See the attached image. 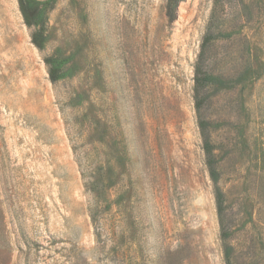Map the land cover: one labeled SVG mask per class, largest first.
Here are the masks:
<instances>
[{"label":"rangeland","instance_id":"1","mask_svg":"<svg viewBox=\"0 0 264 264\" xmlns=\"http://www.w3.org/2000/svg\"><path fill=\"white\" fill-rule=\"evenodd\" d=\"M27 1L42 50L0 0V264H264V0Z\"/></svg>","mask_w":264,"mask_h":264},{"label":"trees","instance_id":"2","mask_svg":"<svg viewBox=\"0 0 264 264\" xmlns=\"http://www.w3.org/2000/svg\"><path fill=\"white\" fill-rule=\"evenodd\" d=\"M18 2L26 26L30 29L34 28V31L31 36L32 44L39 50H42L46 42L45 28L42 24H40L38 20V16L30 12V4L27 0H18ZM180 2L181 0H168L167 17L170 23H173L177 19L178 6ZM211 40H212L211 34H208L205 37L204 42L202 44V48L199 53V57L195 68L194 99H195V107L199 115L201 110L204 108L206 104L205 88L207 85L208 78L205 71V63H206L207 50ZM45 63L49 67V78L51 82L55 83L59 81L61 78L62 71L59 67L55 66L56 65L55 60L53 58H48L45 60ZM198 125L203 140V150L206 157V165L208 167L211 179L215 181L217 177L216 161L210 143V135H209L207 122L203 120L200 116ZM93 174L94 172L92 173V175ZM93 176L95 179L94 181H89L88 186L90 188L99 191L101 189V186H103V182L101 183L97 179L98 177L97 174H94ZM224 203H225L224 195L220 191H216V205H217V212L220 221V226L222 230V239L228 237L227 227L224 221L225 219ZM92 219L95 221L94 215H92ZM226 264H231V263L228 260Z\"/></svg>","mask_w":264,"mask_h":264}]
</instances>
